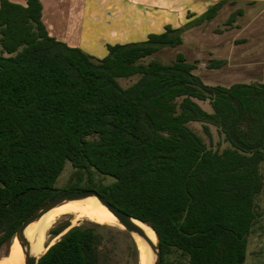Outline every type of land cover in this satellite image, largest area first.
I'll return each instance as SVG.
<instances>
[{"label": "trees", "instance_id": "1", "mask_svg": "<svg viewBox=\"0 0 264 264\" xmlns=\"http://www.w3.org/2000/svg\"><path fill=\"white\" fill-rule=\"evenodd\" d=\"M43 1L0 0V250L48 201L90 189L157 232L162 264H244L264 230V82L206 85L183 53L152 58L226 1L181 28L108 44L103 58L51 36ZM50 232L64 234L38 264H120L112 226L67 221ZM121 232L126 264H140Z\"/></svg>", "mask_w": 264, "mask_h": 264}, {"label": "rangeland", "instance_id": "2", "mask_svg": "<svg viewBox=\"0 0 264 264\" xmlns=\"http://www.w3.org/2000/svg\"><path fill=\"white\" fill-rule=\"evenodd\" d=\"M160 1L152 0L142 5H139L141 3L139 2L136 8L118 7L112 0L96 1V4L89 7L92 15L86 16L85 19L90 39H81L78 43L85 52L103 58L107 52L104 48L108 44L143 41L149 34L163 32L168 25L181 28L195 22L202 15L194 9L177 8L176 5L164 6ZM169 1V4L176 3L175 0ZM237 11H241L242 14L236 15ZM233 14L234 22H231ZM183 39L182 45L162 49L152 58L169 63L181 52L189 61L198 63L195 73L206 85L230 86L240 82H264V7L262 5L256 6L253 2L230 3L221 9L213 20L193 25L185 30ZM213 60H224L226 64L216 69L210 68L209 65ZM136 80L137 77H133L120 79L119 82L123 88H127ZM201 105L210 110L207 102H201ZM192 126L207 140L200 124L193 123ZM212 132L215 142H218L216 129L212 128ZM71 172V164L68 163L58 181V186L67 183ZM88 219L99 223L76 213L57 214L45 234L43 253L64 234L57 237L52 235L50 231L54 227L67 221L71 227L78 226ZM106 225L115 228L118 245L117 262L126 264L129 251L128 236L121 232L124 230L114 225ZM10 246H4L0 250V261L8 255ZM244 264H264V230H257L250 236Z\"/></svg>", "mask_w": 264, "mask_h": 264}, {"label": "crops", "instance_id": "3", "mask_svg": "<svg viewBox=\"0 0 264 264\" xmlns=\"http://www.w3.org/2000/svg\"><path fill=\"white\" fill-rule=\"evenodd\" d=\"M12 1L17 3H24V0ZM96 1L103 0H44L43 21L47 26L50 35L60 41L67 43L72 47H79L82 49V46L78 43V41L81 39H90L89 28L87 29V22L85 21V19L86 16L90 15L89 7L96 4ZM112 1L118 7L123 6L124 8H136L139 2H141L139 3V5H142L143 3L150 2L152 0ZM220 1H226L224 7L233 2H253L256 6L262 5L264 7V0H175V4H169V0H161L160 2L161 5L164 6L172 5L173 7L176 5L177 8H187L191 10L194 9L197 13L203 14L210 6ZM85 34L88 35L85 36ZM104 39H106V37ZM106 46L104 49L107 51Z\"/></svg>", "mask_w": 264, "mask_h": 264}, {"label": "water", "instance_id": "4", "mask_svg": "<svg viewBox=\"0 0 264 264\" xmlns=\"http://www.w3.org/2000/svg\"><path fill=\"white\" fill-rule=\"evenodd\" d=\"M208 94V93H207ZM94 198L99 204L107 209L118 221V223L123 227V230L130 234L137 241L135 236L139 237L144 242V258L141 259V263L143 264H162L163 261V253L161 248L160 237L157 232L148 224L132 217L130 214L125 211L119 209L117 206L113 205L109 202L104 196H102L96 190H76L66 192L50 201L46 204L38 208L33 214L28 216L22 223V225L18 228L14 237L12 238V243L16 240L22 251L25 255V264H38L41 256H36L32 254L31 251V243L26 235V229L34 222L38 221L42 216H44L49 211L62 206L66 203L83 201L86 199ZM145 225L150 228L156 237V242H154L148 233L142 228L138 223ZM138 246V244H137Z\"/></svg>", "mask_w": 264, "mask_h": 264}, {"label": "bare ground", "instance_id": "5", "mask_svg": "<svg viewBox=\"0 0 264 264\" xmlns=\"http://www.w3.org/2000/svg\"><path fill=\"white\" fill-rule=\"evenodd\" d=\"M59 213H76L81 216H86L94 221L104 224L114 225L123 230V227L118 223L117 219L104 207H102L99 202L94 199H86L83 201L66 203L62 206L54 208L53 210L46 213L38 221L32 223L26 229V235L31 243V251L33 255L40 256L43 253L42 245L45 240V234L49 227L52 225L54 218ZM80 217V216H79ZM76 221V220H75ZM89 221V219H88ZM91 222V221H90ZM144 230L148 233L150 238L156 242V237L154 232L146 227L145 225L137 222ZM135 239L138 244L141 259L144 258V242L137 236ZM47 250V249H46ZM140 259V264L141 263ZM0 264H25V255L20 247L19 243L15 240L10 246V252L7 257L0 261Z\"/></svg>", "mask_w": 264, "mask_h": 264}]
</instances>
